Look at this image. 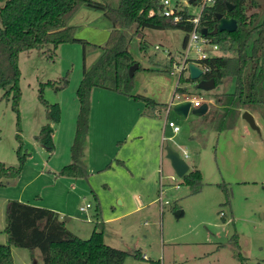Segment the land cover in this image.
<instances>
[{
    "label": "rangeland",
    "instance_id": "374dc122",
    "mask_svg": "<svg viewBox=\"0 0 264 264\" xmlns=\"http://www.w3.org/2000/svg\"><path fill=\"white\" fill-rule=\"evenodd\" d=\"M246 1L247 14H264V0ZM70 23L76 26L75 36L88 42L85 62L90 65L102 51L91 45H103L111 23L103 12L87 7L80 8ZM123 32L130 38V54L139 64L132 78V94L143 95L164 106L172 99L177 82L167 72L166 55L170 52L175 59L179 58L187 33L180 28L136 30L135 25ZM156 44L160 49L154 48ZM82 51V44L77 42L60 44L54 52L46 48L19 52L17 111L11 108L10 98L3 97L0 89V162L16 166L18 145L20 153L27 154L15 181L0 186V243L7 241L6 201L29 197L39 198L37 202L41 205L60 209L62 216L69 217L70 213L86 221L90 228L96 221L103 222L105 244L130 254L139 250L146 255L143 260L127 256L124 264H264V106L262 113L252 112L256 128L242 117V111L234 128L210 130L196 137L192 126L197 116L189 113L182 117L172 111L166 116L164 110L154 114L151 106L138 100L154 116L150 130L156 133L143 140L139 157H133L125 166L112 161L110 170L87 179L60 176L52 169L53 165L44 166L53 153L48 154L33 137L46 123L37 95L40 93L47 103L59 104L61 91L65 89L63 114L69 115L72 112L69 96L82 73ZM218 53L229 54L220 48ZM62 78L67 79L62 90L40 85ZM188 83L186 90L190 97L200 98L208 105L213 103L215 93L226 90L225 85L203 90L196 81ZM232 89L230 84L228 90ZM165 119L178 125L179 132H173ZM161 137L165 145L173 144L175 149L187 152L186 161L201 174L199 192L191 193L183 178L176 176L171 168L162 169L160 176L156 169L158 156L157 163L153 162ZM55 141L58 142V136ZM63 146L64 143H58L57 147L54 143L59 153ZM102 147L111 149L114 143ZM163 163L168 167L165 160ZM135 196L143 206L137 205ZM86 202L92 205L87 215L78 210ZM175 211H181V215L177 217ZM9 248L13 264H41L38 250L13 245Z\"/></svg>",
    "mask_w": 264,
    "mask_h": 264
},
{
    "label": "trees",
    "instance_id": "16d2710c",
    "mask_svg": "<svg viewBox=\"0 0 264 264\" xmlns=\"http://www.w3.org/2000/svg\"><path fill=\"white\" fill-rule=\"evenodd\" d=\"M0 89L2 96L11 100V108L17 111L20 92L18 87L19 69L17 55L30 49H43L54 52L60 44L81 43L82 76L76 89L79 110L73 142L70 146L71 162L58 172L61 176L85 178L88 173L83 164L84 149L88 134L91 91L94 87L111 90L145 101L153 107L156 103L143 95L132 94V77L128 68L137 62L129 51L130 38L123 29L135 25L136 30L180 28L186 33L191 24H173L156 13L158 0H0ZM226 3L234 5L227 9ZM246 0H215L205 9L202 25L213 43L228 55H215L203 60L207 70L201 78L214 79L215 87L225 85L226 90L213 95V103L207 112L197 118L192 126L194 135L200 136L210 130L223 131L235 127L242 111L259 113L264 106V14H247ZM259 6V5H258ZM82 7L103 12L111 23V30L100 48L101 54L86 65V42L75 36L76 26L70 23L74 14ZM150 10L154 13L150 14ZM216 13L234 18L237 29L233 32L222 31L213 34L216 27ZM186 38V37H185ZM185 39L183 40L184 45ZM170 64V61H168ZM139 68V64H138ZM137 68V69H138ZM190 81V78L184 79ZM233 84L230 91L228 87ZM40 85L62 90L67 79L47 80ZM40 89V87H39ZM182 92L183 89H176ZM43 107V124L33 137L43 149L52 154L54 142L52 135L60 119L58 103H47L37 95ZM166 105V104H165ZM164 105V106H165ZM27 154L16 150L18 164L7 166L0 162V186L13 183L18 177ZM191 193L200 191L202 182L198 169H190L183 177ZM68 217L58 212L30 205L16 199H9L5 205L6 243H0V264H13L10 245L18 248L36 249L41 256V264H124L127 256L144 259L139 250L130 254L109 246L103 241V222L96 221L88 238H80L67 227ZM233 243L237 245V240ZM239 257L244 259L240 253Z\"/></svg>",
    "mask_w": 264,
    "mask_h": 264
},
{
    "label": "crops",
    "instance_id": "0c3cea01",
    "mask_svg": "<svg viewBox=\"0 0 264 264\" xmlns=\"http://www.w3.org/2000/svg\"><path fill=\"white\" fill-rule=\"evenodd\" d=\"M81 76L82 73L80 72L78 81H80ZM77 87H75L74 92L69 96L72 105V112L69 115L63 114L64 106L62 105V97L65 89L61 91L62 96L61 99H59L60 119L58 123L52 124L54 128L52 139L55 143V146L57 147L58 143H64V146L61 147L63 151H61L60 153L58 152V149L55 148L51 158L44 162V166L49 167L53 165L52 169L55 170L54 172L56 173H58L64 165H67L71 162L70 146L73 142L76 127V116L79 110V102L75 93ZM155 103L156 105L152 107L154 114H156L160 110H163L164 108V106H158L157 102ZM114 109L117 110L114 111ZM145 109L146 108H144L143 103H140V101H136L131 97L99 87H94L92 89L91 110L88 121V134L86 138L83 157V164L88 173L85 179H87L91 175H95L100 172H107L108 170H110L112 168V161H115L116 164L118 163L119 165L125 166L126 162L128 163L130 159L140 156L143 145L142 142L144 143L143 140L147 136L150 137L151 135L156 134L155 131L152 132L150 130L153 127L150 125V121L154 120L152 118L154 116L148 113ZM250 113L252 114L254 119V113ZM163 129L164 128H162V131H164ZM56 136H58V142L55 141ZM171 138L172 137L169 136V139ZM164 142L165 141L163 137H161L159 144L160 146L158 148L155 147L154 151L155 157L153 163H157L156 159L158 156L159 168L156 169H159L158 171L160 176L162 169L164 170L165 168L166 171H170L171 168L169 161L164 157ZM112 143H114V148L109 149V147H102L103 145H109ZM171 147L175 149L173 144ZM147 158L144 159L145 162H147ZM163 160L167 162L168 167L165 165V163H163ZM149 162L150 161L148 160V164ZM190 169L195 168H191L189 165V170ZM139 172L140 174H146L145 171ZM64 177L78 179L68 176ZM135 198H137L138 200L137 205L143 206L141 201L139 200V197L135 196ZM38 199L39 198L30 199L29 197H26V199L21 198V200H19L18 198H16V200L18 201L34 206L45 208L47 207L48 209L54 210L61 215L63 214V212L58 208L55 209L46 205H41L39 202H37L39 201ZM83 205L85 204L79 205L78 210L79 212L87 215V211L92 207V205L90 204L86 211H81L79 208ZM68 215L71 216L70 213ZM71 217L74 221L71 220ZM71 217L67 222L66 227L78 237L88 238L91 234L94 224L90 228L87 226L86 221H82L81 219L79 220L74 215H72ZM142 256L146 257L145 254H143Z\"/></svg>",
    "mask_w": 264,
    "mask_h": 264
},
{
    "label": "built area",
    "instance_id": "2783aa9c",
    "mask_svg": "<svg viewBox=\"0 0 264 264\" xmlns=\"http://www.w3.org/2000/svg\"><path fill=\"white\" fill-rule=\"evenodd\" d=\"M215 0H158V6L156 13L165 17L169 22L173 24H191V29L187 32L185 42L183 45V52L178 59H175L170 52L166 55V60L170 61L167 72L177 78L175 84L174 94L172 99L166 103L163 110L166 113L172 111V106L175 103L182 101H190V109L200 106L204 101L197 97H190L186 88L188 81L184 79L189 78L188 64L194 63L198 66L203 74L207 70V67L203 64V60L220 55L218 53V45L213 43L212 37L201 32V28L205 27L202 25V16L205 13V9L213 5ZM198 9V10H196ZM150 14L154 11L150 10ZM156 50L160 49L159 45H155ZM176 89H183L182 92H177ZM165 124L172 128L173 132L180 130L179 126L172 121L165 119ZM180 157L186 161L187 152L185 150L179 151ZM173 178V177H172ZM178 187V185H175ZM162 192V191H161ZM90 206V203L86 202L85 205L79 209L86 211Z\"/></svg>",
    "mask_w": 264,
    "mask_h": 264
},
{
    "label": "water",
    "instance_id": "95a60500",
    "mask_svg": "<svg viewBox=\"0 0 264 264\" xmlns=\"http://www.w3.org/2000/svg\"><path fill=\"white\" fill-rule=\"evenodd\" d=\"M227 9L231 10L234 5L226 3ZM217 24L214 30L212 31L213 34H217L218 32L227 31L233 32L237 29V22L234 18H227L222 13H216L215 15ZM201 32L203 34L207 33V29L205 27L201 28ZM138 68V63H133L128 68V75L132 77L134 75L135 70ZM189 70V78L193 81L197 82V86L203 90H211L215 87L214 79H204L202 77V70L196 66L194 63L188 64ZM190 101H182L175 103L172 106V112L175 114L187 117L189 113L200 117L203 116L208 110V103L203 102L200 106L194 107L190 109ZM242 117L252 126L256 128L255 121L253 116L250 112L244 111L242 113ZM165 155L164 157L169 161L170 167L172 168L174 174L178 177H183L189 170L188 163L179 155V152L172 148L170 145L166 144L164 146ZM177 217L181 215V211H175L174 213Z\"/></svg>",
    "mask_w": 264,
    "mask_h": 264
}]
</instances>
